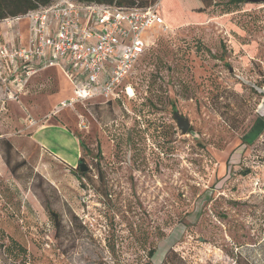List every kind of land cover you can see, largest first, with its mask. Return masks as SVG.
I'll list each match as a JSON object with an SVG mask.
<instances>
[{"label": "rangeland", "instance_id": "obj_1", "mask_svg": "<svg viewBox=\"0 0 264 264\" xmlns=\"http://www.w3.org/2000/svg\"><path fill=\"white\" fill-rule=\"evenodd\" d=\"M155 2L131 96L0 85V264H264V1Z\"/></svg>", "mask_w": 264, "mask_h": 264}, {"label": "built area", "instance_id": "obj_2", "mask_svg": "<svg viewBox=\"0 0 264 264\" xmlns=\"http://www.w3.org/2000/svg\"><path fill=\"white\" fill-rule=\"evenodd\" d=\"M158 6L54 0L3 18L0 23L6 27L26 20L27 43L0 42V85L14 99L33 75L59 68L72 94L56 110L97 98L114 100L129 88L133 93L123 83L148 48L152 29L165 25Z\"/></svg>", "mask_w": 264, "mask_h": 264}, {"label": "trees", "instance_id": "obj_3", "mask_svg": "<svg viewBox=\"0 0 264 264\" xmlns=\"http://www.w3.org/2000/svg\"><path fill=\"white\" fill-rule=\"evenodd\" d=\"M53 1L54 0H0V20L6 17L21 15L29 10H33L42 6H47L51 4ZM76 1L97 2L104 4L124 5V6H147L153 4L156 0H76ZM230 1L235 3L243 0H230Z\"/></svg>", "mask_w": 264, "mask_h": 264}, {"label": "crops", "instance_id": "obj_4", "mask_svg": "<svg viewBox=\"0 0 264 264\" xmlns=\"http://www.w3.org/2000/svg\"><path fill=\"white\" fill-rule=\"evenodd\" d=\"M0 42L1 43H8V44L14 43V44L25 45L27 43V23H26V20L15 22L12 24L11 27L5 26L4 28H1L0 29ZM51 68H56V67H51ZM56 69L61 72V70L59 68H56ZM65 79L68 81V79L66 77H65ZM70 85H71V83H70ZM71 94H72V85H71V92L69 93V95H67L63 99L70 97ZM60 100H62V99H60ZM51 149H53L54 152L58 156L63 157V158L71 157V155L74 156L75 152H76V150L73 147L70 150V147H68L67 145H65V146L59 145L57 147H51Z\"/></svg>", "mask_w": 264, "mask_h": 264}, {"label": "water", "instance_id": "obj_5", "mask_svg": "<svg viewBox=\"0 0 264 264\" xmlns=\"http://www.w3.org/2000/svg\"><path fill=\"white\" fill-rule=\"evenodd\" d=\"M249 2H263L264 0H247ZM175 121H176V124H177V127L180 129V131L184 134L188 131V128L190 126V121L187 117H184L182 115H180L179 113H175L173 115ZM79 168L81 171H84L86 170L88 167L86 166L85 163L83 162H80L79 164Z\"/></svg>", "mask_w": 264, "mask_h": 264}, {"label": "bare ground", "instance_id": "obj_6", "mask_svg": "<svg viewBox=\"0 0 264 264\" xmlns=\"http://www.w3.org/2000/svg\"><path fill=\"white\" fill-rule=\"evenodd\" d=\"M128 94L131 96L132 95V90L129 88L128 89Z\"/></svg>", "mask_w": 264, "mask_h": 264}]
</instances>
